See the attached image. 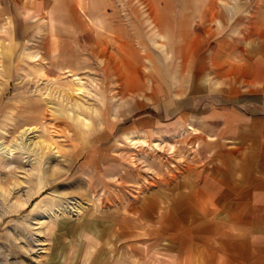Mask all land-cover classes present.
<instances>
[{"label":"rangeland","instance_id":"374dc122","mask_svg":"<svg viewBox=\"0 0 264 264\" xmlns=\"http://www.w3.org/2000/svg\"><path fill=\"white\" fill-rule=\"evenodd\" d=\"M253 11L46 0L0 13V264H167V239L142 242L151 199L162 212L201 171L222 107L264 111L244 68L263 55Z\"/></svg>","mask_w":264,"mask_h":264},{"label":"crops","instance_id":"0c3cea01","mask_svg":"<svg viewBox=\"0 0 264 264\" xmlns=\"http://www.w3.org/2000/svg\"><path fill=\"white\" fill-rule=\"evenodd\" d=\"M45 1L0 0V13L41 14ZM248 1L258 9L249 23L263 25L264 41V0ZM262 53L244 68L249 81L264 89V44ZM260 103L264 109V93ZM219 111L222 125L201 135V171L169 193L162 212L153 196L143 215L151 228L142 242L153 252L167 239V264H264V111Z\"/></svg>","mask_w":264,"mask_h":264},{"label":"bare ground","instance_id":"6f19581e","mask_svg":"<svg viewBox=\"0 0 264 264\" xmlns=\"http://www.w3.org/2000/svg\"><path fill=\"white\" fill-rule=\"evenodd\" d=\"M151 26H152V24H151ZM153 28H155V25L153 24ZM149 31V30H148ZM151 33V32H150ZM119 34H123V31H122V27H121V29L119 30ZM153 35V34H152ZM120 36V35H119ZM152 37V36H151ZM135 39V38H134ZM133 39V41H135L136 42V40H134ZM95 40V39H94ZM151 40H153L152 38H151ZM95 42V41H94ZM138 42V41H137ZM100 44H102V43H100ZM140 45V44H139ZM102 46V45H101ZM103 50V49H102ZM97 51V50H96ZM100 51V50H99ZM101 53V52H100ZM134 57H135V61H137L138 59H139V50L138 49H134ZM133 59V58H132ZM134 60V59H133ZM95 61V60H94ZM108 64V63H107ZM119 64V63H118ZM104 65H106V63L104 62ZM119 68V67H118ZM80 87H76V90H79L80 91ZM78 93V92H77ZM16 125H18V126H16ZM19 126H22V123L21 124H15V126L13 127L14 128V130L13 131H15V129L17 128V127H19ZM34 128L32 127H24V128H22V130H21V132H22V134L24 135V134H26V132H28V131H32Z\"/></svg>","mask_w":264,"mask_h":264}]
</instances>
